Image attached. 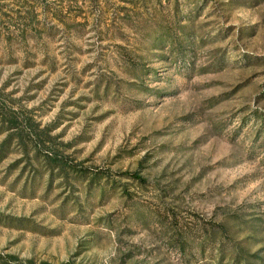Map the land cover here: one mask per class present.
Masks as SVG:
<instances>
[{
	"label": "rangeland",
	"instance_id": "1",
	"mask_svg": "<svg viewBox=\"0 0 264 264\" xmlns=\"http://www.w3.org/2000/svg\"><path fill=\"white\" fill-rule=\"evenodd\" d=\"M0 264H264V0H0Z\"/></svg>",
	"mask_w": 264,
	"mask_h": 264
}]
</instances>
